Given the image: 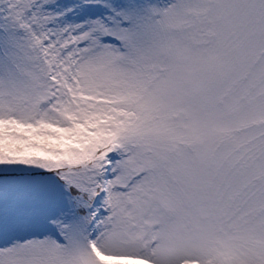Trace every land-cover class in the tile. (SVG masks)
Here are the masks:
<instances>
[{
  "label": "snow or ice",
  "instance_id": "obj_1",
  "mask_svg": "<svg viewBox=\"0 0 264 264\" xmlns=\"http://www.w3.org/2000/svg\"><path fill=\"white\" fill-rule=\"evenodd\" d=\"M0 264H264V0H0Z\"/></svg>",
  "mask_w": 264,
  "mask_h": 264
}]
</instances>
